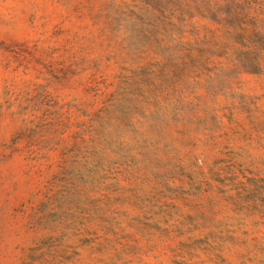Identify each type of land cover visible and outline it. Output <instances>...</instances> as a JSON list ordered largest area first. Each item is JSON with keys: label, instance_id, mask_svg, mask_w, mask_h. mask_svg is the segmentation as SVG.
<instances>
[{"label": "rangeland", "instance_id": "rangeland-1", "mask_svg": "<svg viewBox=\"0 0 264 264\" xmlns=\"http://www.w3.org/2000/svg\"><path fill=\"white\" fill-rule=\"evenodd\" d=\"M0 264H264V0H0Z\"/></svg>", "mask_w": 264, "mask_h": 264}]
</instances>
